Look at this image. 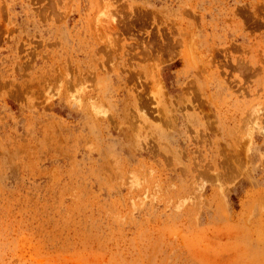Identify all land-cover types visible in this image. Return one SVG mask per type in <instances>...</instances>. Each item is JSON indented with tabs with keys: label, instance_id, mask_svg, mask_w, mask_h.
Segmentation results:
<instances>
[{
	"label": "rangeland",
	"instance_id": "rangeland-1",
	"mask_svg": "<svg viewBox=\"0 0 264 264\" xmlns=\"http://www.w3.org/2000/svg\"><path fill=\"white\" fill-rule=\"evenodd\" d=\"M0 264H264V0H0Z\"/></svg>",
	"mask_w": 264,
	"mask_h": 264
}]
</instances>
